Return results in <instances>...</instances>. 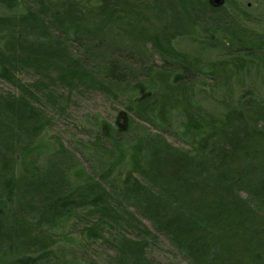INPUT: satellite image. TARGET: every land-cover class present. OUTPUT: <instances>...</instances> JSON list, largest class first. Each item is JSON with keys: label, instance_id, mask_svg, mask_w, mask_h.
I'll return each instance as SVG.
<instances>
[{"label": "trees", "instance_id": "trees-1", "mask_svg": "<svg viewBox=\"0 0 264 264\" xmlns=\"http://www.w3.org/2000/svg\"><path fill=\"white\" fill-rule=\"evenodd\" d=\"M177 1L0 0V79L18 90L0 92V264H55L50 229L79 210L97 215L81 233L89 242L104 237L102 222L114 216L136 230L137 238L116 240L119 264H151L145 252L155 232L188 264H264V100L240 97L217 116L195 103L190 85L196 71L221 73L231 88L224 68L238 76L263 66L264 33L242 23L237 3L225 9L229 0ZM169 6L185 12L181 27L177 14L163 19ZM198 28L224 37L211 69L173 44ZM23 71L36 81L26 84ZM52 85L120 98L142 121L109 134L100 121L93 138L80 140L81 159L91 151L106 162L100 177L80 172L60 141L44 165L16 172L52 123L36 104ZM178 113L190 127L199 124L186 148L164 136L174 133ZM131 131L138 136L125 141Z\"/></svg>", "mask_w": 264, "mask_h": 264}, {"label": "rangeland", "instance_id": "rangeland-1", "mask_svg": "<svg viewBox=\"0 0 264 264\" xmlns=\"http://www.w3.org/2000/svg\"><path fill=\"white\" fill-rule=\"evenodd\" d=\"M170 1L178 2L177 0ZM234 3L240 5L241 11L239 9L238 11L242 23L256 33H264V0H229L225 9ZM164 13V20H170V17H174L173 14H177L179 21L174 22V25L177 28L181 27L182 18L185 17V12H182L181 8L172 9L169 6ZM200 29L198 28L195 35H184L175 39L173 44L176 49L186 52L191 57L199 56L202 59L201 63L211 69V64L223 57L221 44L217 40L224 37L221 33L213 35L211 32ZM4 39L5 34L0 33V44ZM154 57L156 64H161L160 57ZM222 71L232 77L228 82L231 88L224 85L225 76L221 73L215 76L203 75L194 71L190 78V85L195 93V103L201 104L203 108L218 116L225 113L228 108L236 107L240 97L244 99L247 96L254 100H264V65L249 67L248 71L246 70L238 76H233L229 67ZM21 77L26 84L36 81L32 72L23 71ZM0 92L4 94L18 93V90L15 86L0 79ZM44 94L36 104L46 110L52 123L24 156L23 162L19 163L16 172L32 171L34 163L44 165L46 157L49 156L48 153L55 148L54 143L60 141L64 147L69 148L75 158L77 156L80 172L91 174L93 178L100 177V174L104 173L106 162L96 157L91 151H88L82 160L80 158L82 155L80 140L87 141V139L93 138L91 134L96 130L95 127L100 125L104 132L109 134L116 129L118 131L126 130L130 123L135 125V128H140V125L143 124L134 113H128L126 103L122 99H111L97 89L75 90L71 93L64 87L52 85L50 89L45 90ZM50 98H53L52 100H55L57 104L52 105ZM186 119V116L182 117L180 113L176 114L173 120V124L174 121L176 124L172 128L176 134L173 132L164 133L166 139L174 146L186 148L188 141L195 138L196 132L193 129L198 128L199 124L192 120L194 123L190 127L186 124ZM151 128L153 129V127ZM177 132L180 133L182 140ZM136 136L138 134L131 131V133L124 134V140L131 141ZM129 154V151L127 153L125 151V155H123L124 159L127 157V161H129ZM114 196L120 200L117 194ZM128 211L134 212L136 209L130 206ZM84 212L85 210H79V216L72 220L70 217L61 219L57 225H54V228L50 229L49 233L57 241L52 247L53 252L58 256L55 257L57 258L55 264H119L115 255L116 246H118L116 240L124 234L135 239L137 238L136 230L123 217H119L118 222H115L116 216H114V220L107 218L102 222L103 226L100 230L104 237L89 242L90 240H86L87 237L89 239V236L84 232L82 235L81 233L83 229L97 221V215ZM136 212L137 215L134 216L147 224L154 234L151 221L144 219L138 211ZM32 220L35 221V219ZM155 234V238L150 236L147 240L149 244L145 252L151 264H188L184 254L164 234L159 232H155Z\"/></svg>", "mask_w": 264, "mask_h": 264}, {"label": "water", "instance_id": "water-1", "mask_svg": "<svg viewBox=\"0 0 264 264\" xmlns=\"http://www.w3.org/2000/svg\"><path fill=\"white\" fill-rule=\"evenodd\" d=\"M225 0H210V3L215 6L224 5Z\"/></svg>", "mask_w": 264, "mask_h": 264}]
</instances>
